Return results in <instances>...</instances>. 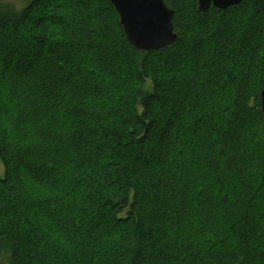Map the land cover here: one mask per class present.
Here are the masks:
<instances>
[{
	"label": "trees",
	"instance_id": "trees-1",
	"mask_svg": "<svg viewBox=\"0 0 264 264\" xmlns=\"http://www.w3.org/2000/svg\"><path fill=\"white\" fill-rule=\"evenodd\" d=\"M103 3L104 17L117 23L119 31L120 45L109 52L116 67L111 72L114 78L105 74L101 88L106 97L101 93L103 100L96 103V98L90 97L93 109L83 108L88 122L73 120L85 141L74 144L65 138L60 149H53L59 154L64 149L63 154L73 156L77 163L89 161L86 176L98 177L82 182L87 193L78 201L71 195L67 205L91 203L93 212L100 202L91 201V197L101 195L109 214L105 222L111 219L125 226L126 235L104 245L111 249L106 264H264V0H242L225 9L212 6L207 12L199 10L198 0H165L175 11L178 37L167 47L146 51L127 40L112 2ZM98 5L101 2H86L79 7L82 13L77 8L66 13L57 0H31L20 10L0 8V27L11 31L4 40L8 49L4 55L0 53V79L8 76L9 66L2 65L3 58H28L15 47L19 29L27 37L24 44L30 54V69L41 73L34 80H49L44 74L46 60L48 67L57 64L63 69L67 59L60 60L66 51L81 60L82 68L89 67L87 48L97 50L105 43L101 37L95 39L105 27L103 15L96 12ZM18 79H10L5 96L10 108L0 96V108L5 105L7 109L4 115L0 111V157L4 161L0 264H45L49 256L62 253L61 247L50 245L52 238L60 241L53 235L54 228L39 225L38 215L31 218L34 207L27 203V196L41 182L29 178L14 163L9 147L3 146L8 134L4 118H9V109L20 114L18 108L27 97L25 89L15 85ZM73 81L61 86L63 94L56 97L67 108L84 92L71 91ZM29 85L36 87L35 82ZM187 112L194 113L197 124L192 125V134L185 132L178 138ZM100 113H104V121L93 123ZM201 118L215 125L216 137L205 135L204 130L197 134ZM63 127L65 123H57L55 132L47 133L53 145ZM203 143L206 160L196 170L206 175L200 188L206 198L195 209L189 177L195 176L194 157ZM37 148L31 143L22 153L17 152L16 161ZM83 150L87 153L80 155ZM177 161L182 163L175 170L170 163ZM215 187L220 199L219 213L213 215L227 219L231 233L220 239L207 232L210 237L201 241L207 252L201 254L195 249V238L182 239L185 232L193 234L192 222L210 215L208 200ZM41 205L37 203L35 209Z\"/></svg>",
	"mask_w": 264,
	"mask_h": 264
},
{
	"label": "rangeland",
	"instance_id": "rangeland-1",
	"mask_svg": "<svg viewBox=\"0 0 264 264\" xmlns=\"http://www.w3.org/2000/svg\"><path fill=\"white\" fill-rule=\"evenodd\" d=\"M30 1L31 0H0V8H15L20 10ZM57 2L64 6L66 13L75 12L76 8L78 10L79 7H83L86 2H91L93 4L95 2H101V5L96 6V12L103 15L105 27L99 31L95 39L101 37L105 40L104 46L102 45V47L97 50L93 49V46L87 48L86 51L89 55V67L86 64L87 68L85 66L82 68L80 65L81 60H78L74 54L67 55V51L60 60L61 62L67 59V64L64 63L66 65L63 69L58 67L57 64H51L48 67L47 64L49 60H46V63L43 65L46 70L44 74L49 76V80L46 82L48 79L47 77L44 82L42 80L36 81L34 77L41 73L36 72L37 70L35 69H30V54L25 45L27 43V37L24 30L19 29L21 30L17 35L19 36V41L15 47L17 52L20 51V53H24L23 56L25 57L27 55L28 58L23 59L19 56L16 57L11 55L1 60L2 65H8L9 68L7 71L8 76H5L4 80L3 77L0 79L3 81L0 82V84H2L0 85V96L2 103H5L7 107L10 108V103L5 99V96L9 91V85L11 84L10 79L16 76L19 77V79L18 81H14L15 85L22 86V89H25L27 97L24 99L23 105L18 108V111H21L20 114L17 113V111L9 109V118H4L7 122L8 128L5 129L8 130V134L3 138V146L7 145V147H9L8 152L10 156L13 157L14 163L18 164L29 178L41 182L37 184L39 187L35 190H31L27 196V203H32L34 207L31 218L38 215V220L36 222L39 225L54 228L55 234L53 235L56 239L59 238L60 241L52 238L50 239V245L56 249L61 247L60 252L62 253L49 256L47 262L44 263L106 264L104 260L111 249H104V245L110 244L111 241L115 242L120 239L122 235H126L127 231L124 230L125 226H121L111 219L108 224L105 222V219L109 218V214H107L106 209L102 205L103 197H101V195L95 194L91 197V201L92 199H97L100 202L97 210L93 212L90 209L91 203L87 204L86 202L85 206H81L78 203V207L67 205L71 195H75L74 197L78 201L80 197L82 198V193H87L82 189V182L88 178L95 180L98 176H86L90 171L85 168L88 166L89 161H78L79 163H77L73 161V156L63 154L64 149H62L61 154L56 153L53 149L54 146H58L60 149L65 138L74 144L84 140L85 135L82 129L76 128L77 126L80 127L77 122L79 118L88 122V117L83 108L88 110L93 109L90 108L92 102L90 97L96 98L94 103L102 102L101 93L106 97V93L101 86L105 84L104 75H112L111 72L113 70L116 71V67L113 65L109 52H111L113 47L120 45L117 41V34L119 32L118 25L117 23L114 24L112 20L107 21V17H104V8H102L104 5L103 0H57ZM106 2L107 0H105V4ZM106 5H108V3ZM79 12L82 13V9H79ZM94 16L97 17L95 14ZM9 35H11V31L7 33L6 30L0 27V53L2 52L3 55L8 49V46L4 45L5 36L9 37ZM7 41L8 40H6V42ZM21 43H23L22 46ZM72 76L76 77L78 82L73 81L74 79L71 78ZM112 77L114 78V75H112ZM69 81L75 83L74 86L69 87L71 91L83 89L84 92L78 94L77 97L72 100L70 108H67L65 104L56 100V97L57 95L63 94V92H60L61 86ZM31 82H35L36 87L31 88L29 85ZM3 87H6V89H3ZM42 87L45 89H42ZM22 95L24 96L23 91ZM27 102L36 107L31 108L28 106ZM0 111L4 115L7 111L6 106L4 105L1 107ZM71 114H74V117H70ZM100 114V116H96L93 123L104 121V113ZM193 117V112L186 113L185 119L178 128V138L185 132L188 134L193 133L192 125L194 124L196 126L197 124V119L195 120ZM77 118L78 120L75 123L73 120ZM0 119H2L1 114ZM57 123H65V127L62 128L61 133L56 137V144L53 145L47 133L55 132ZM209 123L211 124V122ZM199 124H202V128L198 129V135L202 130H204L205 135L208 134L211 137H216L218 135L215 125H209L205 118H201ZM0 136H2V132H0ZM31 143H35L38 148L33 151L32 155L27 156L26 154L23 159H19L21 161H16V158H18L16 156H19L17 152L22 153L25 147L29 146ZM82 145L83 144H80L79 146ZM202 151L207 152L205 143L202 144L201 150L199 148L195 154L194 160L197 162V165L194 166L191 163V165L194 166V168H192L195 171V176L189 177L192 182L191 189L193 191L191 199L195 209L198 208L200 201L206 198L200 191L201 180H203L206 175L196 170L203 166V161L206 160ZM86 153L87 152L83 150L80 155H85ZM181 163L182 161H177L174 164L170 163V165L173 169L177 170ZM31 174L33 175L31 176ZM3 175L4 161L0 157V176ZM219 199L218 189L215 187V189L211 191L208 200L210 215L204 219L200 217L196 222H192L193 225L190 227L194 230L193 234L191 235L185 232L184 235L186 237L182 239L183 241H189L195 238V243L198 242V247H195V249L201 254H204L206 251L201 241L206 237H210L207 235V232L216 238L218 236L220 239L227 238L231 233L228 228V224H230L228 220L222 217L217 219L215 215H213L219 213V206L217 204ZM39 202H42L43 205H41L38 210L35 208L36 204ZM88 215H90L89 218ZM221 235H223V237ZM211 240L212 239H210V241ZM173 241L176 243L177 239L174 238Z\"/></svg>",
	"mask_w": 264,
	"mask_h": 264
},
{
	"label": "water",
	"instance_id": "water-1",
	"mask_svg": "<svg viewBox=\"0 0 264 264\" xmlns=\"http://www.w3.org/2000/svg\"><path fill=\"white\" fill-rule=\"evenodd\" d=\"M120 18V23L123 27L125 36L127 40L139 50H152V49H161L172 44L178 37L175 27H174V15L175 11L169 7L165 0H148V2L154 4V11L160 14L164 20V36L163 38L153 35L140 38L138 40H133L122 22V17L120 13V4L121 3H133V2H143V0H110ZM242 0H198V8L202 12H207L212 6L225 9L230 6L239 4ZM118 6V7H117ZM263 103H264V90L262 91Z\"/></svg>",
	"mask_w": 264,
	"mask_h": 264
},
{
	"label": "snow or ice",
	"instance_id": "snow-or-ice-1",
	"mask_svg": "<svg viewBox=\"0 0 264 264\" xmlns=\"http://www.w3.org/2000/svg\"><path fill=\"white\" fill-rule=\"evenodd\" d=\"M119 8L122 22L133 40L153 35L163 38L164 20L154 11L153 3L148 0L121 3Z\"/></svg>",
	"mask_w": 264,
	"mask_h": 264
}]
</instances>
